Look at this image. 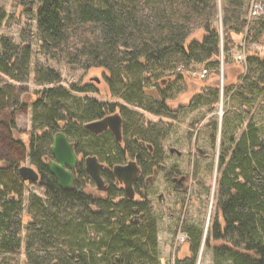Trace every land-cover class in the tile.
Wrapping results in <instances>:
<instances>
[{
	"label": "trees",
	"instance_id": "trees-1",
	"mask_svg": "<svg viewBox=\"0 0 264 264\" xmlns=\"http://www.w3.org/2000/svg\"><path fill=\"white\" fill-rule=\"evenodd\" d=\"M2 1L9 0H0V28L8 19ZM10 1L30 17L36 14L38 32L31 27L24 30L21 43L0 36V130L4 112L12 117L32 107L28 153L46 172L48 199L43 202L32 196L27 215H22V196L18 202L7 198L9 191H20L15 186L18 162L7 159V169L0 168V264H21L22 247L24 264H158L157 221L149 205H142L146 214L141 225L129 222L135 203L116 186L112 174L105 199L87 197L81 186L63 191L43 163L50 154L51 136L61 128L79 149L88 142L84 151L114 163L125 161L127 155V159L141 157L147 151L134 138L155 143L170 134L173 123L147 120L140 109L172 120L179 115L147 95L150 84L165 81L175 94L165 93L164 99L176 98L188 90L191 68L203 66L210 76L218 75L221 48L225 60L236 48L230 33L244 34L248 45L264 37V11L249 19L250 0H221V5L219 0ZM258 1L264 6V0ZM220 14L224 36L217 25ZM198 31L203 33L201 40L192 38ZM34 38L40 40L44 58L71 73L103 69L109 97L122 102L89 96L98 92L92 83L65 86L58 69L34 61ZM248 63L244 90L242 83L235 90L237 98H246L249 92L255 99L257 91H262L264 62L250 53ZM180 66L182 71L177 70ZM29 83L34 90L25 89ZM210 89L209 94H195L185 108L209 104L215 109L219 89ZM118 109L125 117L126 131L134 134L126 150L110 135L96 139L84 128ZM244 111L241 108L240 113L225 117V138L229 130L245 124ZM211 129L217 130V124ZM230 141L218 165V221L211 233L222 245L215 247V257L220 264L228 260L264 264V126L251 119L242 134ZM13 144L22 147L20 140ZM155 159L148 156V166ZM188 233L190 254L176 258L175 264H196L202 232L189 229Z\"/></svg>",
	"mask_w": 264,
	"mask_h": 264
},
{
	"label": "rangeland",
	"instance_id": "rangeland-1",
	"mask_svg": "<svg viewBox=\"0 0 264 264\" xmlns=\"http://www.w3.org/2000/svg\"><path fill=\"white\" fill-rule=\"evenodd\" d=\"M253 0H250V4ZM13 1H2L8 13V19L0 28V36L12 37L17 43H21L24 30L30 27L34 32H38L36 14L33 17L23 13V10L15 9ZM221 5V1L219 0ZM253 15V14H252ZM12 16L14 17L12 19ZM217 22L221 36L223 35L222 16L219 15ZM249 17V16H248ZM254 17V16H252ZM250 19V17H249ZM30 25V26H28ZM224 36V35H223ZM231 42L233 41L236 48L231 52L230 58L222 59L224 51L221 48L220 65L218 75L200 79L195 75L188 74L189 89L178 98L167 99V105L173 109L182 105L189 104L190 99L197 93L206 91L211 93L210 88H218L219 97L215 109L211 110L210 105L197 107L195 109L185 108L180 113L177 120H168L173 123L172 133L165 140L166 153L169 154V148L175 147L184 151L182 156H170L167 163H176L181 170L188 176V187L185 191H176L171 182L165 180L164 174L154 180L153 185L148 191L142 187L144 192L150 193V200L153 203L155 214H159L158 225V242H159V263L158 264H175L178 254L185 256L189 254L187 243L182 242L186 238L184 232L188 226H195L202 232V242L199 247L196 264H220L215 257V247L222 245V242L213 239L211 233L212 227L218 221V193H217V175L219 158L222 150L231 145V137L238 138L244 131L246 124L254 119L257 123L264 126V93L257 91L255 99L250 100L242 96L236 97L235 90L241 83L243 77L248 74V56H264V37L255 44L248 45L245 41L244 34L230 33ZM203 33L196 32L192 38L201 40ZM34 61L46 62L49 66L58 69L64 78L65 86L77 83L79 85L93 84L99 90L97 93H89V96L95 97L101 101H121L117 97H109L106 83V72L103 69L79 70L71 73L65 66L47 60L41 54V42L34 38L32 41ZM246 42L245 59L237 61L236 57L242 53V46ZM242 45V46H241ZM223 47V46H222ZM1 53V45H0ZM196 69L205 68L194 67ZM210 87V88H209ZM25 89L32 91L35 89L33 83H29ZM28 91V92H29ZM164 93H172L167 86L163 89ZM249 95V92L246 93ZM82 95V94H81ZM245 97V96H244ZM246 113L245 124L242 127L229 130L225 138L224 119L230 113H240L243 108ZM244 111V112H245ZM140 112V110H139ZM142 112V111H141ZM146 119L157 122L159 119L149 113L144 112ZM32 107L25 111L15 113L4 112L1 119L5 123L0 130V168L7 166V159H15L20 166L29 161V132L32 129ZM14 119V120H12ZM217 124V130H212L211 125ZM12 127V128H11ZM211 134L214 137L211 139ZM178 138V139H177ZM13 140H20L22 147H16ZM19 160V161H17ZM150 178H147L146 182ZM36 191L38 194H44V188L37 185H28L27 193ZM136 201L139 200L136 195ZM221 264H233L229 260Z\"/></svg>",
	"mask_w": 264,
	"mask_h": 264
},
{
	"label": "flooded vegetation",
	"instance_id": "flooded-vegetation-1",
	"mask_svg": "<svg viewBox=\"0 0 264 264\" xmlns=\"http://www.w3.org/2000/svg\"><path fill=\"white\" fill-rule=\"evenodd\" d=\"M261 59H262V57H261ZM262 61H263V59H262ZM244 80L245 79L243 77V80L241 81V83L243 84V90H244ZM166 86H167V89L172 91L170 89L169 85L165 81H162V82L156 81V82L150 84V86L146 90V93H147V95L149 94L150 98L152 97L156 102H163L166 106H168L167 105L168 97H166V99H164L165 93L163 94V89ZM260 88L262 89V87H260ZM188 89H189V85H188ZM97 90H99V89L97 88ZM262 91L264 93L263 89H262ZM172 93L175 94V92H173V91H172ZM183 94L184 93H182L180 95H183ZM177 95H178V97L180 96L179 94H177ZM178 97H176V98H178ZM245 97L247 99H250V100L253 99L252 98L253 96H250V95H247V94L245 95ZM172 99H175V98H172ZM191 99H190V101H191ZM109 102H113V101H109ZM116 102H118V101H116ZM185 107L180 105V106L176 107L175 109H173L171 107H169V108L171 110L177 111L179 113V115H180V113H183L180 110L184 111ZM128 108H131V110L132 109H136V107H134V106H128ZM243 109H244V106H243ZM140 110L142 111V113L146 112V113H149V114H151V115H153L155 117H158L159 119L161 118L166 123L169 122V121H167V119L168 120H172V119H170L168 117H165V116L155 115V114H153L151 112H148L147 110H142V109H140ZM115 114H118L121 117V119H122V132H121L122 133V137H121L120 140H117V138L115 137L113 131L110 128H108L107 130H105L102 133H95V132H91L90 130H88L85 127L86 124H88L90 122L99 121L101 119H104L106 117H109V116L115 115ZM179 115H178V118H179ZM150 121H152V120H150ZM159 121L160 120H158L157 122H159ZM90 122L86 123L84 128L88 131L90 136H93L96 139L97 138L102 139V137H104V135H106V134L110 135L114 139V141L118 142V145H119V147L122 150H126L127 149V147H128V143L127 142L133 141L132 135L134 136V134L130 133V132L128 133L127 132L128 130L126 131L127 123L125 121V117L123 115H121L119 109L117 111H114V112L104 116V117H100V118L92 120ZM172 129H171L170 134L172 133ZM61 130L62 129L60 128V130H58V131H56L55 133L52 134L51 143H50V154L47 157H45V159L43 158V163L46 165L48 173H50L52 175V177H54V179L57 182L58 186L63 191H72V190H74L76 188V186H81V188L84 191V195H86L87 197L94 198V199H105V197L107 195L106 192H107V190L110 187L109 186L110 182L108 180H109V177L112 174L113 181L116 182V186L118 188L122 189L124 191L125 195L130 200H132L135 203V207H134V209H133V211L130 214L129 219H128V221L133 223V224H136V225H141L142 224V222L144 220V217H145V214H146V211L142 210L143 209L142 208L143 204L149 205V207L152 210V216L155 217L156 221H158V219H159L158 217H160V216L157 213L155 214L156 211L154 210L153 205H152L153 203L150 200V193L146 192V191H148L150 189V187L153 185L154 180L159 177V174H161V173L164 174L165 175V180L167 182H171L173 184V186L175 187V190L177 192L178 191H180V192L181 191H185L187 189V187H188V184H187L188 176L185 175L186 173L181 170L180 166L178 164H176V163H170V164L167 163V161L170 158V156L171 157L172 156H179L180 157L184 153V151H180L178 148H175V147H170L169 148V154L166 153L165 140L168 139L170 134H166V135L162 136L155 143L151 142V141H145V140H141V139H138V138H134V141L139 142L140 147L145 149L147 152H145V154L142 155L141 157H139L138 155H136L135 157L133 156V158L129 156L128 159H127V157H128V155H127L126 158H125V161H122L121 163H114V162H110V161L106 160V158H103L100 154H98L96 152L95 153H88V152L84 151V148L87 147L86 145L88 144V142H84L85 145L84 144L81 145V149H79L77 147L76 143H74L70 139V137H68L67 134L65 132L61 131ZM45 131L50 133V130L47 129V128L45 129ZM59 133H63L66 136L67 140L70 143L73 144L74 151H75V153L77 155V158H78L77 165L73 169L69 168L68 166H65V169L68 172H70L73 175V177H74V180H73L74 182H73V185H72L71 188H63V186L60 184V182L56 178V175H54L50 171V168H49L50 162H57V160L54 158V156L52 154L51 148H52V146L54 144L55 136L58 135ZM78 150L81 151V152H79ZM148 156H150V157L151 156L152 157L155 156V158H156L154 163L151 164L150 166H148L150 162L148 160H146V158H148ZM28 157H29L30 164L26 165L25 162H24L23 164L18 166V170H17V173L19 174V181L17 183L18 185H15V186L20 191L11 190V191H9V193L7 195L8 200H10L11 202H18L19 196L20 195L22 196V208H23V211H22L21 214L24 215V216H26L27 213H28V208H29V205H30V198L32 196H35L36 198L42 199L43 202H47V199H48V197H47V182L45 181L44 175H43L44 174L43 172H45V171L42 170L37 163L32 161L30 156H28ZM89 158H94L96 160L97 164H98V168L100 169V176H101V178L103 180V189L99 188L98 184L96 183V181L93 179V177L90 175V173L87 170V161H88ZM138 158L139 159L141 158L142 160H144V162H142ZM131 161L135 162L136 165L139 168L138 177L135 179V181L132 184L133 193H134L132 198H130L127 195L125 185L122 182H120L114 175V167L115 166L126 165L129 162H131ZM8 166H9V163L7 162V166H3L1 168L7 169ZM145 166H146V168H145ZM22 167L31 168L38 178L36 180H24L22 178L21 174H20V169ZM147 178H150L149 179L150 182H146ZM28 185H32V186L33 185H37V186H39L41 188H44V194L40 195L36 191H33L31 193H27L26 189L28 188ZM142 187L146 188L145 192L142 189ZM136 195L139 198L138 201L135 200L136 199ZM189 229H191L192 231H195L196 227L193 226V225L192 226H188L186 228V230L184 231L186 233V238H183L182 242H184L186 240L185 243H187V245H188L187 248H190V244H191V241H192V238H191L190 234L188 233ZM157 230L159 231L158 225H157ZM189 254L185 255V256H181V255L178 254L177 258L183 259V258L189 256ZM24 258H25V252H24V247H22L21 255L19 257V263L24 264ZM1 260H2V258L0 259V262H1Z\"/></svg>",
	"mask_w": 264,
	"mask_h": 264
},
{
	"label": "water",
	"instance_id": "water-1",
	"mask_svg": "<svg viewBox=\"0 0 264 264\" xmlns=\"http://www.w3.org/2000/svg\"><path fill=\"white\" fill-rule=\"evenodd\" d=\"M262 59L264 62V56ZM261 87L264 90V84H262ZM85 127L95 133H102L110 128L117 140H120L122 137V119L118 114L111 115L99 121L90 122L86 124ZM51 151L57 162H50V171L56 175V178L63 188H71L74 182V177L65 169V166L73 169L77 165L78 158L74 151L73 144L67 140L63 133H59L54 138V144ZM87 170L96 181L99 188L103 189V180L100 176V169L94 158L88 159ZM138 172L139 168L133 161L126 165H118L114 167L115 177L125 185L126 193L130 198H132L134 194L132 184L138 177ZM20 174L24 180H36L38 178L29 167H22L20 169Z\"/></svg>",
	"mask_w": 264,
	"mask_h": 264
},
{
	"label": "built area",
	"instance_id": "built-area-1",
	"mask_svg": "<svg viewBox=\"0 0 264 264\" xmlns=\"http://www.w3.org/2000/svg\"><path fill=\"white\" fill-rule=\"evenodd\" d=\"M263 11H264V6L262 5V3L259 2L258 0H253L252 1V6H251V9H250V12H249V17L250 18H253L252 16L256 17V16L260 15ZM244 46H245V48L243 46L241 47L242 48V53L238 54L237 57H236L237 61L241 62V61H243L245 59V55L244 54H245V51L248 50L247 46H246V42H244ZM222 59H224V57H222ZM177 70L178 71H182L183 70L182 66L178 67ZM188 74L189 75H195V76L199 77L200 79H205L208 76V74H209V70L206 69V68H199V69L191 68L188 71Z\"/></svg>",
	"mask_w": 264,
	"mask_h": 264
}]
</instances>
